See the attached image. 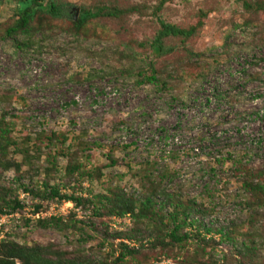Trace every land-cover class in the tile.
<instances>
[{
    "label": "rangeland",
    "instance_id": "374dc122",
    "mask_svg": "<svg viewBox=\"0 0 264 264\" xmlns=\"http://www.w3.org/2000/svg\"><path fill=\"white\" fill-rule=\"evenodd\" d=\"M29 1L0 0V25L30 9ZM57 1L66 5L53 28L0 39V127L8 142L0 141V198L22 206L0 216V241L89 264L111 263L120 242L139 249L121 264H183L197 247L205 249L201 263L264 264V194L260 206H246L253 199L240 188L242 179L264 183V0ZM96 4L138 11L122 24L101 18L70 33L80 8ZM157 19L194 34L165 39L172 51L156 57L149 43ZM94 24L105 31L94 32ZM149 64L164 87L139 83ZM74 156L85 170L115 164L101 169L98 181L81 182L65 173ZM43 183L92 203L110 190L137 202L151 196L166 228L172 207L159 205L189 204L192 224L179 232L193 236L183 247L152 250L154 234L132 217L96 218L90 208L40 201ZM49 217L62 218L66 229L36 226L35 219ZM203 228L229 239L211 232L205 236L212 244H204Z\"/></svg>",
    "mask_w": 264,
    "mask_h": 264
},
{
    "label": "trees",
    "instance_id": "16d2710c",
    "mask_svg": "<svg viewBox=\"0 0 264 264\" xmlns=\"http://www.w3.org/2000/svg\"><path fill=\"white\" fill-rule=\"evenodd\" d=\"M32 7L30 9L19 10L14 13L12 19L7 24L0 25V39L11 38L15 35H32L34 33H39L44 27H54L55 22H58L63 16L64 10L63 7L66 5L65 3L58 2L57 0H47L46 6L42 7V0H30L29 1ZM161 4V3H160ZM155 8L153 16L156 17L157 12L161 9V5ZM244 8H248L249 4L243 2ZM257 10H263L256 4L255 6ZM137 7H129L125 9H118L115 5L104 6L102 4L92 5L88 8L81 7L78 13V16L75 21L70 22V33L76 35L79 32H85L87 27L91 22H94L96 19H113L116 20L119 24H122L124 20L132 13H137ZM15 17V18H14ZM203 17V15H201ZM38 20V21H37ZM158 20V29L152 40L149 43V48L151 53L156 57H161L163 55H167L172 51V48L166 46L164 44L165 39L169 38H179L181 41L188 39L194 34V28L182 29L170 23H164ZM37 21V22H36ZM40 21V22H39ZM4 25V26H3ZM93 26V27H92ZM91 28L94 29V32L97 30H101V32L105 31V27L100 24H94ZM98 28V29H97ZM49 32L45 30L44 33ZM48 34V33H47ZM138 46L143 47L144 44H139ZM127 50V46H126ZM195 55H192V57ZM199 76L201 74H198ZM157 72L156 69L153 68V64H149V74L144 75L142 73H138V77H140L139 83H150L155 85L158 88L164 87L165 83L160 81L159 78L156 77ZM203 77V76H202ZM201 77V78H202ZM6 130L0 127V141L5 140L4 143L7 144V140L4 137ZM53 136V135H52ZM51 136L45 137L46 147H52L53 142L50 138ZM62 137V136H61ZM55 138V137H54ZM58 138H55L58 141ZM65 138L62 139V141ZM61 141V142H62ZM59 142V141H58ZM59 142V143H61ZM3 143V144H4ZM87 146H85V149ZM38 150V148H37ZM3 153V146H0V156ZM75 155V154H74ZM54 159V158H53ZM68 163L66 165L65 173L69 176L76 174V177L81 180V182L86 181L91 183L92 181H98L102 178L101 169L107 167H113L115 162L110 161L109 164L104 166L91 167L89 170H85L83 165L77 161V157L74 156L72 160L69 158ZM5 165V164H4ZM2 165L3 169H6L7 166ZM1 167V168H2ZM243 172V173H242ZM238 175H248L252 176V178L260 176L261 172L253 174L244 173L242 170L237 171ZM77 179V180H78ZM251 179V177H250ZM241 192L250 193L252 196L251 202L247 205L260 206L262 204V196L264 194V183H253V181H246L245 179L241 180ZM31 193V192H30ZM111 195L95 197V203H92L89 198H82L80 196H76L74 194H61L56 186H49L46 183L42 184V193L39 194L40 201H55L57 203L60 202H70L74 208L80 209H89L91 215L93 217H112L116 216L118 218H122L125 216L132 217L135 222H139V224H143V228L150 231L151 234H154L153 243L150 244V249H154L155 247H159L160 250H164L167 247L178 246L183 247V245L191 239V234L186 232L180 233L179 231L187 226H191L192 222L188 221L189 216L191 214V209L189 204L178 205L171 201H164L162 205L160 204L158 209H162L167 206L172 207L171 214L168 213V224L171 227L165 226V222L162 220L164 218L163 215H160L157 210L154 209V201L151 196H146L143 200L137 202L129 197H124L122 195L114 194L111 192ZM167 199L169 198L166 195ZM138 203V204H136ZM34 207V214L40 213L41 204H36ZM137 210L135 211V209ZM22 209L21 204L17 200H5L4 197L0 198V216L9 215L14 213L15 211H19ZM156 216L161 217L159 219L158 225H153V220L156 219ZM145 221V223L143 222ZM25 223H28L29 220H24ZM36 226L42 229H55L58 231H63L66 229L67 225L63 221L62 218H37L35 219ZM152 223V224H151ZM72 224V223H71ZM153 228V229H148ZM165 229L166 231L163 234L159 233ZM204 229V236H200V241L204 244H212L211 240H207V234L213 232L211 229ZM144 231L135 228L133 230L134 234L141 235ZM156 232V233H155ZM215 234L219 235V240L229 239L227 238V232L221 233L220 230H214ZM191 235V236H190ZM197 235V234H196ZM131 235H127L126 238H130ZM167 238V240H165ZM120 252L118 256L109 264H121L126 259V257L133 258L137 256L139 249L137 247H129L123 242L119 244ZM244 246V244H243ZM195 254L192 256H187L183 264H207L201 263L197 256L198 254H206L204 247H197ZM0 264H89L85 262H81L78 260H69L63 258V255L59 251H55L52 249H42L40 247L32 246H21L19 244L14 243L11 240H1L0 241ZM100 264H108V263H100Z\"/></svg>",
    "mask_w": 264,
    "mask_h": 264
}]
</instances>
